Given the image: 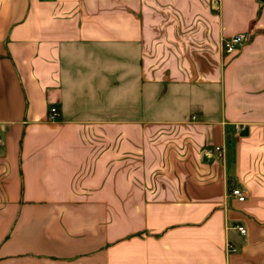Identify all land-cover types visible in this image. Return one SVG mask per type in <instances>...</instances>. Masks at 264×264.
Returning a JSON list of instances; mask_svg holds the SVG:
<instances>
[{"label":"crops","instance_id":"1","mask_svg":"<svg viewBox=\"0 0 264 264\" xmlns=\"http://www.w3.org/2000/svg\"><path fill=\"white\" fill-rule=\"evenodd\" d=\"M0 264H264V0H0Z\"/></svg>","mask_w":264,"mask_h":264},{"label":"built area","instance_id":"2","mask_svg":"<svg viewBox=\"0 0 264 264\" xmlns=\"http://www.w3.org/2000/svg\"><path fill=\"white\" fill-rule=\"evenodd\" d=\"M251 38L249 33H239L223 41V52L226 54H233L237 52L244 44H246ZM57 115L56 109H51L49 119L53 120ZM196 117H193V120ZM220 150V147L217 148ZM230 196L242 202L246 199V192L241 187H233L230 191ZM237 230L242 234L246 235L247 230L243 226H237ZM228 251H236L235 247L228 245Z\"/></svg>","mask_w":264,"mask_h":264}]
</instances>
